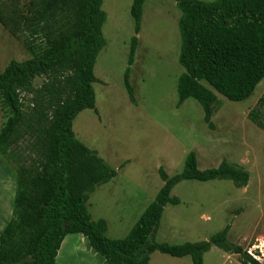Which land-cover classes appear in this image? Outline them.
<instances>
[{"label":"trees","instance_id":"trees-1","mask_svg":"<svg viewBox=\"0 0 264 264\" xmlns=\"http://www.w3.org/2000/svg\"><path fill=\"white\" fill-rule=\"evenodd\" d=\"M145 1L133 0L131 6L135 35L124 85L134 105L130 72ZM175 2L181 11L178 61L184 69L177 84V107L195 99L204 110V122L214 129L217 94L243 102L264 79V0ZM102 5L103 0H0V24L24 40L32 54L23 61L10 60L0 72V107L10 113L0 129V154L15 165L16 181L13 214L0 236V264H59L62 243L74 234L85 237L105 264H150L156 251L190 256L193 264H203L212 247L238 255L242 264H264V255L229 239L230 224L209 240H156L165 207L180 204L172 195L180 182L228 180L237 188L248 185L249 171L226 159L217 167L200 169L192 151L181 172L171 176L160 167L163 186L124 238L109 237L106 220L92 218L91 194L118 174L73 131L80 112L96 110L94 68L106 45ZM38 78L42 84L36 87ZM263 106L264 94L249 113L262 129Z\"/></svg>","mask_w":264,"mask_h":264},{"label":"rangeland","instance_id":"rangeland-1","mask_svg":"<svg viewBox=\"0 0 264 264\" xmlns=\"http://www.w3.org/2000/svg\"><path fill=\"white\" fill-rule=\"evenodd\" d=\"M132 3L103 0L106 45L94 68L96 110L80 112L73 122L75 136L118 172L111 182L91 194L88 206L92 218L106 220L109 237L124 238L163 186L159 168L171 176L177 174L183 170L187 155L194 151L200 169L217 167L226 159L249 171V183L237 188L228 180L180 182L172 191L180 204L165 207L156 240L168 244L209 240L230 224L232 242L264 255V129L249 119L250 111L264 94V79L243 102L217 94L214 129L204 122V110L195 99L177 107V84L184 71L178 61L181 11L175 0H146L130 72L137 101L132 104L124 85L131 38L135 35ZM31 57L25 41L14 38L0 24V72L12 59ZM41 84L42 78L35 80L36 87ZM9 115L0 107V129ZM260 119L264 123V106ZM25 145L23 142L21 147ZM0 170V213L9 220L13 203L6 183L9 179L4 175L15 179V165L1 154ZM82 237H66L59 252L62 263L57 259L58 263L105 264ZM224 253L212 247L204 255L206 264H218ZM160 256L162 253L156 251L153 264H171Z\"/></svg>","mask_w":264,"mask_h":264},{"label":"crops","instance_id":"crops-1","mask_svg":"<svg viewBox=\"0 0 264 264\" xmlns=\"http://www.w3.org/2000/svg\"><path fill=\"white\" fill-rule=\"evenodd\" d=\"M6 67V66H5ZM0 172H2L0 170ZM4 172V171H3ZM5 173V172H4ZM3 174V173H2ZM9 180L6 181V183L8 184V187H9V191L11 193V201L13 203V208H14V198H15V193H16V182H15V179L11 176V175H7L5 173V175ZM111 182V181H110ZM148 207V206H147ZM146 207V208H147ZM145 211V210H144ZM143 211V212H144ZM165 211V209H164ZM143 212L141 213V215L143 214ZM164 213V212H163ZM140 215V216H141ZM139 216V218H140ZM11 218V217H10ZM138 218V219H139ZM137 219V220H138ZM10 219L8 220V218L4 219V214L0 213V236H1V233L2 231L4 230V228L6 227V225L9 223ZM137 222V221H136ZM135 222V223H136ZM135 225V224H134ZM133 225V226H134ZM132 226V227H133ZM131 230V229H130ZM129 233V232H128ZM86 239L85 237H82V239ZM66 239V238H65ZM87 240V239H86ZM88 241V240H87ZM63 244V243H62ZM89 244V243H88ZM63 247V246H62ZM61 249V248H60ZM222 250V249H221ZM61 250H59L60 254H61ZM224 251V250H223ZM58 252V255H57V259L59 260V262H61V260L59 259L60 258V254ZM209 252V251H208ZM225 253L219 257L220 259L218 260V264H242L239 260V256L236 255V254H233V253H229V252H226L224 251ZM155 252L151 255V260H150V264H153V260H152V257L154 256ZM165 255V256H163ZM206 255V254H205ZM166 256H170L168 254H163L162 253V256H160V259H167V261L171 262V264H193V261H192V258L190 256H184V257H174V256H170L172 259H168ZM62 263V262H61ZM64 263V262H63ZM60 264V263H59ZM203 264H206V259H205V256H204V263Z\"/></svg>","mask_w":264,"mask_h":264}]
</instances>
